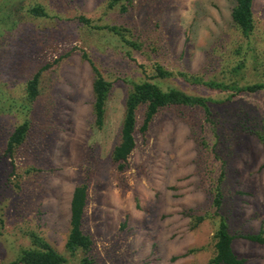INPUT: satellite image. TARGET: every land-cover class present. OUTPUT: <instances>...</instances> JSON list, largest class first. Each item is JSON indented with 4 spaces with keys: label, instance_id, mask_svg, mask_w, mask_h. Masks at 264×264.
<instances>
[{
    "label": "rangeland",
    "instance_id": "1",
    "mask_svg": "<svg viewBox=\"0 0 264 264\" xmlns=\"http://www.w3.org/2000/svg\"><path fill=\"white\" fill-rule=\"evenodd\" d=\"M236 2L133 0L122 11L108 0H0V264L31 245V232L80 264L83 250L70 253L66 241L73 191L82 183L83 228L102 264H205L221 216L236 255L264 264V244L241 236L264 235V142L237 125L246 115L264 120V88L200 81L264 84V0L253 2L249 37L233 21ZM33 4L48 15L31 14ZM104 25L123 27L137 44L97 27ZM155 63L174 73L156 81L208 98L211 112L168 106L144 130L140 109L136 147L121 168L112 153L125 100ZM94 67L113 82L101 128L93 114ZM37 72L39 94L29 100L27 84ZM26 120L25 141L8 152V138Z\"/></svg>",
    "mask_w": 264,
    "mask_h": 264
},
{
    "label": "trees",
    "instance_id": "2",
    "mask_svg": "<svg viewBox=\"0 0 264 264\" xmlns=\"http://www.w3.org/2000/svg\"><path fill=\"white\" fill-rule=\"evenodd\" d=\"M133 0H108V5L111 8L120 6L121 10H126ZM254 0H237L232 11V18L241 32L249 37L255 28L253 15ZM29 12L37 16H47L45 8L42 5L33 4L29 8ZM82 24L93 26L92 20L84 15L79 16ZM98 28H107L127 44H137L129 39L128 34L123 27L116 25L97 26ZM153 74L148 77L133 81L132 87L129 90L125 100V114L121 124L120 138L113 149V159L121 168L124 167L131 152L136 147L135 131L137 128L138 115L140 109H144L143 129H147L149 123L154 116L163 108L172 105H195L202 107L206 113L211 112L208 104V98L200 95H193L185 92L178 87H163L162 83L155 78H167L174 73L160 63H155L153 66ZM95 78L93 81L94 101L93 114L95 124L98 127H103L106 122L107 103L112 93L113 82L108 80L100 70L94 67ZM183 75H187L182 73ZM203 83L217 86L224 89L236 88V91H257L264 88L263 83H254L241 86L224 85L215 83L214 81L200 80ZM40 72H37L33 78L28 81L27 91L29 100H35L39 94ZM257 116L246 115L240 118L237 125L246 132H252L264 142V120L254 122ZM30 128L29 122L26 120L17 125L11 133L7 141L8 152H14L26 139ZM225 174L223 169L221 179ZM214 204L218 210L222 206L221 190H217ZM88 199V185L82 183L77 185L73 191L71 199V220L70 230L66 241V248L70 253L75 254L77 250H83V255L80 258V264H102L98 262L92 255L94 240L91 235L85 232L84 217L85 208ZM205 216L198 217V222L202 221ZM244 238L264 244L263 232L249 233L241 235ZM235 235L229 230V223L226 216H221L219 226L213 234L214 254L205 264H246L245 259L236 255L232 247V241ZM31 245L17 255L10 264H69L68 257L59 252L52 246L42 235L37 232H31ZM193 251V250H191ZM185 255V254H184Z\"/></svg>",
    "mask_w": 264,
    "mask_h": 264
},
{
    "label": "crops",
    "instance_id": "3",
    "mask_svg": "<svg viewBox=\"0 0 264 264\" xmlns=\"http://www.w3.org/2000/svg\"><path fill=\"white\" fill-rule=\"evenodd\" d=\"M233 240H234V239H233ZM258 243H259V242H258ZM232 244H233V241H232ZM232 247H233V246H232ZM233 249H234V248H233ZM234 252H235V251H234ZM213 254H214V253H213ZM211 257H212V256H211ZM211 257H210V258H211ZM238 257H239V256H238ZM210 258H209V259H210ZM240 258H241V257H240ZM207 262H208V261H207ZM207 262H206V263H207Z\"/></svg>",
    "mask_w": 264,
    "mask_h": 264
}]
</instances>
